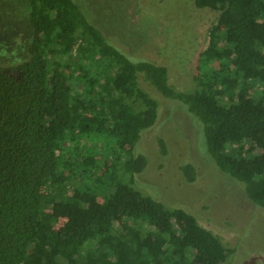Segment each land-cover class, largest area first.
<instances>
[{
  "label": "trees",
  "instance_id": "trees-1",
  "mask_svg": "<svg viewBox=\"0 0 264 264\" xmlns=\"http://www.w3.org/2000/svg\"><path fill=\"white\" fill-rule=\"evenodd\" d=\"M193 2L218 16L195 87L179 91L73 0H28L27 58L0 67V264H230L220 237L135 184L159 106L143 82L198 119L218 171L264 212V0Z\"/></svg>",
  "mask_w": 264,
  "mask_h": 264
},
{
  "label": "rangeland",
  "instance_id": "rangeland-1",
  "mask_svg": "<svg viewBox=\"0 0 264 264\" xmlns=\"http://www.w3.org/2000/svg\"><path fill=\"white\" fill-rule=\"evenodd\" d=\"M73 1L106 40L132 60L164 65L169 83L179 91L195 87L197 59L207 47L208 30L218 12L199 9L193 0ZM29 12L28 0H0V67L17 66L27 58L32 38ZM140 84L159 106L155 124L141 133L135 146V152L148 160L135 177L136 187L167 207L193 215L200 226L220 237L233 250L230 264H264V212L244 195L240 184L218 171L205 151L198 119L182 104ZM184 163L194 166L193 183L178 170Z\"/></svg>",
  "mask_w": 264,
  "mask_h": 264
},
{
  "label": "clouds",
  "instance_id": "clouds-1",
  "mask_svg": "<svg viewBox=\"0 0 264 264\" xmlns=\"http://www.w3.org/2000/svg\"><path fill=\"white\" fill-rule=\"evenodd\" d=\"M204 153H203V150L201 151V155H203Z\"/></svg>",
  "mask_w": 264,
  "mask_h": 264
}]
</instances>
